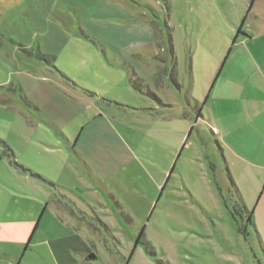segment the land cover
I'll use <instances>...</instances> for the list:
<instances>
[{
	"label": "rangeland",
	"instance_id": "374dc122",
	"mask_svg": "<svg viewBox=\"0 0 264 264\" xmlns=\"http://www.w3.org/2000/svg\"><path fill=\"white\" fill-rule=\"evenodd\" d=\"M256 5L0 0V136L9 144L29 130L48 149L47 167L28 163L45 178L33 182L9 176L4 159L3 189L46 192L50 210L79 200L68 222L95 255L91 264L263 257L253 230L244 237L243 201L200 113L198 74L236 51L228 53L242 19L236 43L262 18ZM53 217L34 243L63 238ZM36 245L32 264H53Z\"/></svg>",
	"mask_w": 264,
	"mask_h": 264
},
{
	"label": "crops",
	"instance_id": "0c3cea01",
	"mask_svg": "<svg viewBox=\"0 0 264 264\" xmlns=\"http://www.w3.org/2000/svg\"><path fill=\"white\" fill-rule=\"evenodd\" d=\"M256 4V8L262 10V18L254 22L249 27V33L243 34L237 43L239 35L234 42L232 39L228 53L233 45L236 51L224 56L221 64L205 65L198 70L206 106L201 108L200 113H205L208 131L215 139L228 178L232 179L243 201L244 216L252 209V224L245 225L244 237L247 238L249 229L253 230L263 254V257L253 254V257L246 258L245 253L223 264H264V222L258 220V215L264 216V0H256ZM147 30L145 37L152 38L153 33ZM134 70H128L129 79L136 75ZM14 135L15 140L9 144L0 136V155H4L0 158V166L5 159L9 176L16 178L19 175L29 182L45 179L38 172L30 174L36 173L30 164L36 162V167L48 166V162L44 161V151L48 149L42 140H34L29 130ZM5 180L9 183L10 179H0V264H32L27 254L36 248V244L41 245V249L54 259L53 264H91L95 260L93 252L83 243L79 229L68 222L74 213H81L79 200L74 199L75 202L70 201L68 205L65 203L50 210L48 193L28 190L15 194L3 189ZM36 186L41 190L39 183ZM83 209L84 212L89 211V207ZM46 216H54L55 222L63 230V238L55 243L57 245L48 241L44 246V240L37 243L32 241L42 232L44 238L42 222ZM13 232L20 234L14 238Z\"/></svg>",
	"mask_w": 264,
	"mask_h": 264
},
{
	"label": "trees",
	"instance_id": "16d2710c",
	"mask_svg": "<svg viewBox=\"0 0 264 264\" xmlns=\"http://www.w3.org/2000/svg\"><path fill=\"white\" fill-rule=\"evenodd\" d=\"M253 1H254V0H252V2H253ZM251 6H252V3L250 4L249 9L251 8ZM249 9H248V10H249ZM245 18H246V17H244L243 20H242V22L240 23V25H239V27H238V30H237V32H236V35H235V37L233 38V42L236 40L237 36H238L239 34L242 33V27H243V25H244ZM236 192H237V191H236ZM246 221H247L246 224H252V212H246ZM36 227H37V225L34 227V230L36 229ZM243 227H245V226H243ZM242 231L244 232V230H242ZM33 232H34V231H33ZM140 234H142V232H141ZM29 241H30V239L28 240V243H29ZM28 243H27V245H28Z\"/></svg>",
	"mask_w": 264,
	"mask_h": 264
}]
</instances>
